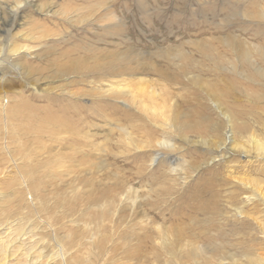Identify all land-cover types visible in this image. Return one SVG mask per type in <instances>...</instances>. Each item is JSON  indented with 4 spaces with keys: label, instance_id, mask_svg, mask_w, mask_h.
<instances>
[{
    "label": "rangeland",
    "instance_id": "rangeland-1",
    "mask_svg": "<svg viewBox=\"0 0 264 264\" xmlns=\"http://www.w3.org/2000/svg\"><path fill=\"white\" fill-rule=\"evenodd\" d=\"M251 2L0 0V264H264Z\"/></svg>",
    "mask_w": 264,
    "mask_h": 264
},
{
    "label": "bare ground",
    "instance_id": "bare-ground-1",
    "mask_svg": "<svg viewBox=\"0 0 264 264\" xmlns=\"http://www.w3.org/2000/svg\"><path fill=\"white\" fill-rule=\"evenodd\" d=\"M250 1H253V2L250 3L252 9L248 10V12H247L248 14L247 15L250 18H252V19H255V20H258V21H264V3L262 2V0L259 1V2L257 0H250ZM262 55L264 56V52H262ZM251 63H253V62L251 61ZM254 73H255L254 76H252V77L247 76L246 79H244V80L245 81L246 80L251 81L252 82L251 84L254 85V86L255 85H260V86L264 87V69H262V68H260V67H258L256 65ZM241 78H243V77H241ZM255 93L256 92H254L251 95L253 97H255V99H258V101H259V99L262 100L264 98V96L260 95L259 92H258L259 94L258 93L255 94ZM168 142L169 141H164V142H162L160 144L161 145H164V144L167 145ZM224 148H226V147H223V149ZM260 154H263V151H261ZM256 198H257L256 195H248L246 203L254 201ZM242 214H243L242 208L239 207V208H236L234 210L233 216L241 217ZM221 235H222V232H221V230H219L218 233L215 236L218 237V236H221ZM189 255H190L189 257L192 260H194L196 262V264H210V262H217L218 260L224 261V260L232 259L230 257V255L228 254V252H226L224 250L222 245H218V244L214 245V246H211V247H208V245L197 247L196 245L193 244L192 247H191V251H190ZM260 260L261 259H259L258 262H260ZM5 262H2V264H4Z\"/></svg>",
    "mask_w": 264,
    "mask_h": 264
}]
</instances>
